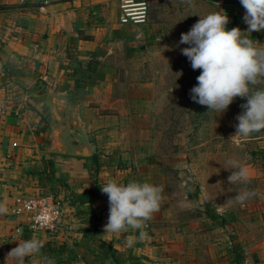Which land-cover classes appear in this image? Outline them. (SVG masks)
I'll return each mask as SVG.
<instances>
[{
  "label": "crops",
  "instance_id": "0c3cea01",
  "mask_svg": "<svg viewBox=\"0 0 264 264\" xmlns=\"http://www.w3.org/2000/svg\"><path fill=\"white\" fill-rule=\"evenodd\" d=\"M119 6L120 0H0V98L12 96L20 101L0 116V203L8 209L6 215H0V264H15L7 255L17 246L16 240L28 238L43 246L26 257L24 264H115L110 258L100 260L99 242L118 252L124 258L122 264H231L229 245L233 242L242 246L244 264H264V235L252 236L240 227L251 218L225 219V208L213 203L210 207H215L212 214H218L217 218L184 217L189 209H202L199 196L192 203L178 199L158 178L137 179L127 156L122 157L123 164L116 159L118 117L109 114L124 110V101L130 96L126 85L133 79L121 67L133 55L148 51L162 32L150 22L120 24ZM222 10L231 16V27L247 29L242 6L222 3ZM251 37L264 48V30L253 31ZM91 59L103 68L104 78L76 87V72ZM53 100L65 105L94 147L99 168L95 175L86 165L90 157L49 151ZM256 159L264 163L260 156ZM45 160L53 163L52 181L46 179ZM77 164L85 167L86 174L69 180L63 167ZM258 166L247 168L262 184L264 196V169ZM113 178L125 184L136 180L163 186L160 211L143 229L104 232L109 203L100 186ZM20 193L85 200L70 206L68 220L73 231L63 243L62 239L48 242L45 236L33 233L25 215L12 212L14 198ZM260 222L261 218L255 220L256 225ZM200 224L211 229L203 231ZM84 228L101 231L84 235ZM129 240L134 241L132 246ZM54 244L65 246L59 251L48 249Z\"/></svg>",
  "mask_w": 264,
  "mask_h": 264
},
{
  "label": "rangeland",
  "instance_id": "374dc122",
  "mask_svg": "<svg viewBox=\"0 0 264 264\" xmlns=\"http://www.w3.org/2000/svg\"><path fill=\"white\" fill-rule=\"evenodd\" d=\"M139 1L147 5L146 22L153 23L162 32L158 39H153L148 51L133 55L132 60L121 67L133 79L126 85L130 96L124 101V110L109 114L118 117L116 159L123 164L125 161L121 160L127 156L134 165L137 179L158 178L178 199L192 203L199 196L202 209H189L184 217L207 216L206 206L213 203L215 207L225 208L226 211H222L225 219L251 218L249 223L240 226L244 233L264 235L262 184L256 176H250L247 185L229 184L227 178L231 170L226 169L232 167L231 161L264 169V163L253 153L264 146V130L246 138L235 134L236 117L243 111L241 105L246 103V97H235L221 114L194 102L190 89L197 84L196 77L201 70H194L182 54L181 49L188 45H178L181 33L187 32L199 19L194 13L203 16L220 11L222 3L228 0ZM228 17L227 27L232 28L233 20ZM262 87L264 77L259 78L256 85H250L253 89ZM100 139L105 141L106 137ZM86 162L90 165V158ZM63 168L69 180L74 175L86 174L82 164ZM244 190L255 191L256 196L238 203L235 194ZM215 207H210V213ZM257 218L262 221L259 225L255 224ZM200 227L203 231L211 229L208 224H200ZM233 245H238L244 254L238 242L229 245L231 250Z\"/></svg>",
  "mask_w": 264,
  "mask_h": 264
},
{
  "label": "clouds",
  "instance_id": "9594fccd",
  "mask_svg": "<svg viewBox=\"0 0 264 264\" xmlns=\"http://www.w3.org/2000/svg\"><path fill=\"white\" fill-rule=\"evenodd\" d=\"M245 9L243 21L246 30L239 27L228 28L229 17L222 11L209 12L181 33L179 44H187L181 49L191 63V67L200 69L196 77L197 84L190 89L191 99L205 105L208 111L219 114L225 112L235 97H246L243 111L237 115L235 134L249 137L264 130V87L250 88L264 77V48L251 37L253 31L264 30V0H240ZM177 45V46H178ZM229 184L250 183L249 169L240 161H231ZM107 194L109 216L104 232L125 233L129 229L141 230L153 215L160 211L164 188L147 181L132 180L122 183L116 179L108 180L102 187ZM256 196L255 191L244 190L235 194L238 203ZM7 206L0 203V215H6ZM144 233L141 231L140 233ZM16 247L7 256L15 264H24L25 258L37 253L42 244L32 238L18 239ZM133 240L128 241L132 246Z\"/></svg>",
  "mask_w": 264,
  "mask_h": 264
},
{
  "label": "built area",
  "instance_id": "2783aa9c",
  "mask_svg": "<svg viewBox=\"0 0 264 264\" xmlns=\"http://www.w3.org/2000/svg\"><path fill=\"white\" fill-rule=\"evenodd\" d=\"M147 20V5L139 0H120L119 23L142 24ZM37 47V46H35ZM20 101L10 96L0 98V116L11 111ZM72 206L70 200L54 195H39L20 193L14 198L12 212L16 215H25L29 228L33 233L46 237L48 242H56L73 231L68 217ZM65 235V237H64Z\"/></svg>",
  "mask_w": 264,
  "mask_h": 264
},
{
  "label": "trees",
  "instance_id": "16d2710c",
  "mask_svg": "<svg viewBox=\"0 0 264 264\" xmlns=\"http://www.w3.org/2000/svg\"><path fill=\"white\" fill-rule=\"evenodd\" d=\"M228 3L232 4H237L239 6H242L240 4V0H228ZM243 7V6H242ZM77 76L75 78L74 85L76 87H82L83 85H91L93 84L96 80H102L104 78V70L102 67L98 65V62L94 60H89L86 63V66L84 68L79 67L78 72H76ZM74 74V75H76ZM84 79V80H83ZM254 154H257V156H260L261 158L264 159V148H260L257 151L253 152ZM45 165H46V179L48 181H52L53 179V172L51 171V166H52V161L51 160H45ZM87 165V164H86ZM90 174L95 175L99 168H98V161L96 155H92L90 157V165L87 166ZM71 204H76V203H82L85 200L81 197H77L76 199H69ZM210 207L206 206V214L212 218H217L219 217L218 214H212L210 213ZM101 230L97 228H92V229H87L84 228L82 230V233L85 235H94L97 232H100ZM65 244H54L53 246H48V249L51 251L53 250H62L64 249ZM99 248H100V260L104 261L105 259H112L115 264H122L123 262V257L116 251L112 250L109 246L106 244L99 242ZM229 260L231 264H244V254L240 250L238 245H233L232 250L230 251V256Z\"/></svg>",
  "mask_w": 264,
  "mask_h": 264
},
{
  "label": "water",
  "instance_id": "95a60500",
  "mask_svg": "<svg viewBox=\"0 0 264 264\" xmlns=\"http://www.w3.org/2000/svg\"><path fill=\"white\" fill-rule=\"evenodd\" d=\"M50 115L53 120L49 151L55 154L88 158L95 149L82 135L78 122L66 112L63 103L53 100Z\"/></svg>",
  "mask_w": 264,
  "mask_h": 264
}]
</instances>
